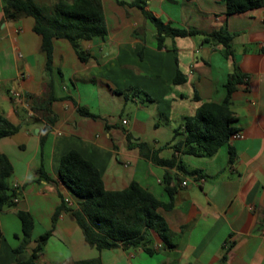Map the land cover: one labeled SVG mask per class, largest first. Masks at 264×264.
Here are the masks:
<instances>
[{
	"label": "crops",
	"instance_id": "crops-1",
	"mask_svg": "<svg viewBox=\"0 0 264 264\" xmlns=\"http://www.w3.org/2000/svg\"><path fill=\"white\" fill-rule=\"evenodd\" d=\"M135 1L101 0L107 33L80 42L86 60L67 39H53L49 72L33 17L6 19L0 1V114L19 126L0 138V152L13 167L9 185L21 187L16 204L0 211V264L15 262L18 209L33 218L29 251L49 232L38 264L88 258L102 264H264V6L227 14L221 0L146 1V11L174 27L231 33V54L225 55L221 43L202 35L165 37L158 47L155 26ZM177 70L185 78L181 84L173 83ZM234 73L241 80L230 110L242 136L209 157L176 151L184 117L203 102H221ZM50 93L47 116L53 122L41 145L46 120L33 107ZM78 106L94 117L81 115ZM140 142L197 174L143 157ZM71 149L95 165L109 190L136 181L165 202L163 175L169 173L173 205L157 212L177 236L175 244L165 246L150 231L151 253L141 245L101 250L90 245L69 210L78 207L77 200L57 178L60 158ZM40 165L49 180L39 176ZM62 201L65 209L55 213Z\"/></svg>",
	"mask_w": 264,
	"mask_h": 264
},
{
	"label": "trees",
	"instance_id": "trees-1",
	"mask_svg": "<svg viewBox=\"0 0 264 264\" xmlns=\"http://www.w3.org/2000/svg\"><path fill=\"white\" fill-rule=\"evenodd\" d=\"M0 1L6 19H17L22 16L33 17V30L41 36V47L46 55L45 70L47 72L51 68L53 39H67L79 59L83 61L86 60L87 53L81 49L80 42L94 37L103 38L107 33L101 0ZM146 1L136 0L134 4L154 24L158 47L162 46L165 37L202 35L205 41L221 43L225 55L231 54V33L222 30L204 32L195 28L174 27L146 11L144 9ZM221 1L225 4L227 14L264 6V0ZM173 51H175L174 48ZM184 80V76L177 70L173 83L181 84ZM240 80L241 76L238 73L231 74L225 82V97L221 102H203L193 115L184 117L183 128L180 132L182 137L173 145L176 151L182 154L209 157L229 141L230 136L237 131L233 126L234 116L230 110V96ZM146 98L150 100L148 95ZM53 99L54 96L50 93L33 107V110L40 111L46 120L39 137L41 145L53 122V118L47 116L50 113L49 104ZM194 99H199L196 94H194ZM77 111L81 115L94 117L86 107L78 106ZM18 129V125L0 114V138L13 135ZM174 132L177 136L178 129ZM137 146L143 157L156 164L176 166L179 171L189 175L197 174L196 170H186L182 164L176 163L174 158H159L156 152L151 151L144 142L138 143ZM228 150V161L232 162L234 151L231 147ZM12 168L9 158L0 152V211L14 206L16 202L13 198L21 195L12 189L7 181ZM38 171L41 178L50 179L42 165ZM57 178L77 200L78 207L69 210L79 225L84 239L98 250L141 245L147 253H151L147 245L150 231H153L165 246L172 247L175 244L177 236L170 232L164 218L157 212L159 207L168 209L173 205L175 188L170 185L171 175L169 173L163 175V186L168 197L165 202L159 200L136 181L130 182L127 187L120 190L106 189L99 170L75 149L67 151L60 158ZM61 209H65L64 201L55 213ZM16 215L21 224V237L19 243L12 249L15 255L14 264H38L37 259L49 232L41 234L29 251L28 244L31 242L33 218L28 211L23 209H18ZM75 264L102 263L99 258H88L78 260Z\"/></svg>",
	"mask_w": 264,
	"mask_h": 264
},
{
	"label": "built area",
	"instance_id": "built-area-1",
	"mask_svg": "<svg viewBox=\"0 0 264 264\" xmlns=\"http://www.w3.org/2000/svg\"><path fill=\"white\" fill-rule=\"evenodd\" d=\"M13 95H14L15 97H17V96H18V93L15 91V92L13 93ZM121 122H122L123 124H126V123H127V120H126V119H122ZM241 136H242L241 133H240L239 131H236V132H234V133L230 136L229 139L240 138ZM192 182H194V180H192ZM186 183H187V181H182V184H183V185H185ZM10 187H11L12 189H14V190H15L16 192H18V193L21 192V187H20V185H19L17 182H13L12 184H10ZM18 200H19V197H14V198H13V201H14V202H17ZM66 201H68V200L66 199ZM262 232L264 233V227L262 228Z\"/></svg>",
	"mask_w": 264,
	"mask_h": 264
},
{
	"label": "rangeland",
	"instance_id": "rangeland-1",
	"mask_svg": "<svg viewBox=\"0 0 264 264\" xmlns=\"http://www.w3.org/2000/svg\"><path fill=\"white\" fill-rule=\"evenodd\" d=\"M39 1H48V2H53V0H39Z\"/></svg>",
	"mask_w": 264,
	"mask_h": 264
}]
</instances>
